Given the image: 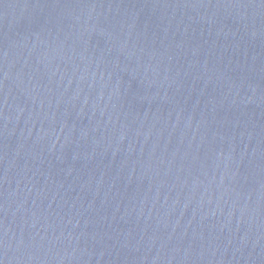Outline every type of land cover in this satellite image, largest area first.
I'll list each match as a JSON object with an SVG mask.
<instances>
[{
  "label": "water",
  "instance_id": "obj_1",
  "mask_svg": "<svg viewBox=\"0 0 264 264\" xmlns=\"http://www.w3.org/2000/svg\"><path fill=\"white\" fill-rule=\"evenodd\" d=\"M0 264H264V0H0Z\"/></svg>",
  "mask_w": 264,
  "mask_h": 264
}]
</instances>
